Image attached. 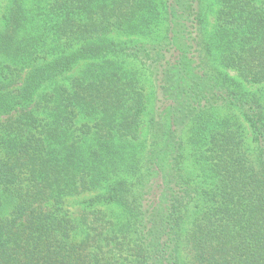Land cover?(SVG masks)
I'll use <instances>...</instances> for the list:
<instances>
[{
  "label": "trees",
  "instance_id": "obj_1",
  "mask_svg": "<svg viewBox=\"0 0 264 264\" xmlns=\"http://www.w3.org/2000/svg\"><path fill=\"white\" fill-rule=\"evenodd\" d=\"M0 264H264V0H0Z\"/></svg>",
  "mask_w": 264,
  "mask_h": 264
},
{
  "label": "rangeland",
  "instance_id": "obj_2",
  "mask_svg": "<svg viewBox=\"0 0 264 264\" xmlns=\"http://www.w3.org/2000/svg\"><path fill=\"white\" fill-rule=\"evenodd\" d=\"M134 66L136 68V70L138 71L142 84L146 87V93L148 95V110L146 112V114L143 117V125H142V132L143 134H145L146 129H147V124H148V120L152 115L153 112V105H154V95L156 92V85H155V77L153 75V73L151 72V70L149 68H147L146 66L138 63V62H134ZM82 66H79L78 68V72H80V70L82 69Z\"/></svg>",
  "mask_w": 264,
  "mask_h": 264
}]
</instances>
